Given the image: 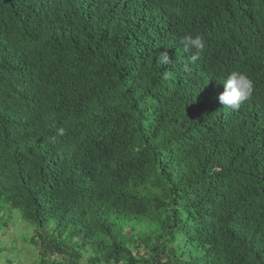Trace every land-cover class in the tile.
<instances>
[{
    "label": "trees",
    "instance_id": "trees-1",
    "mask_svg": "<svg viewBox=\"0 0 264 264\" xmlns=\"http://www.w3.org/2000/svg\"><path fill=\"white\" fill-rule=\"evenodd\" d=\"M15 216L38 264H264V0H0V230Z\"/></svg>",
    "mask_w": 264,
    "mask_h": 264
},
{
    "label": "clouds",
    "instance_id": "clouds-1",
    "mask_svg": "<svg viewBox=\"0 0 264 264\" xmlns=\"http://www.w3.org/2000/svg\"><path fill=\"white\" fill-rule=\"evenodd\" d=\"M181 44L185 51L189 50H202L204 48V42L200 35H185L181 39ZM159 63L161 65H168L171 63L167 52H163L159 55ZM165 73L164 78H168ZM220 84L223 85V91L218 96V101L224 107L232 110L240 108L241 104L247 101L253 94L254 85L253 81L244 73L239 71L231 72L225 80ZM64 129H58V134L63 135Z\"/></svg>",
    "mask_w": 264,
    "mask_h": 264
},
{
    "label": "rangeland",
    "instance_id": "rangeland-1",
    "mask_svg": "<svg viewBox=\"0 0 264 264\" xmlns=\"http://www.w3.org/2000/svg\"><path fill=\"white\" fill-rule=\"evenodd\" d=\"M25 229L26 225L15 216L9 226L0 230V256L11 258L13 264H38V250L30 242L32 232ZM1 264L9 263L2 259Z\"/></svg>",
    "mask_w": 264,
    "mask_h": 264
}]
</instances>
